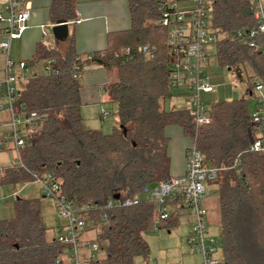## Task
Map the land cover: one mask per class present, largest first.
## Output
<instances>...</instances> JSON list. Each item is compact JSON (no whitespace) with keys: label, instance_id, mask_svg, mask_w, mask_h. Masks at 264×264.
Segmentation results:
<instances>
[{"label":"trees","instance_id":"16d2710c","mask_svg":"<svg viewBox=\"0 0 264 264\" xmlns=\"http://www.w3.org/2000/svg\"><path fill=\"white\" fill-rule=\"evenodd\" d=\"M162 0H125L129 29L110 33L106 48L84 60L76 56L72 38L39 44L27 66L52 60L57 74L27 78L20 101L37 118L27 126L21 167L1 172V184L28 183L33 176L52 175L61 194L93 206L91 227L106 244L98 264H134L148 255L143 236L150 233L154 205L105 209L112 201L135 199L169 176L165 130L176 127L217 169L210 182L217 190V230L223 264H264V157L249 151L250 124L245 99L209 107L210 123L196 128L187 109L165 110L171 55L166 30L155 27ZM211 28L220 35L213 60L233 70L248 66L264 87V53L252 48L246 32L256 27L246 0H207ZM53 21L74 20V0H53ZM237 32L240 38H231ZM147 47L148 54L138 51ZM88 64L101 67L116 80L103 87L115 105L117 126L110 133L82 127L80 78ZM101 119V114H100ZM236 161V165L233 167ZM177 218L160 229L170 230ZM38 201L17 200L11 220L0 221V264H54L62 247L46 240Z\"/></svg>","mask_w":264,"mask_h":264},{"label":"built area","instance_id":"2783aa9c","mask_svg":"<svg viewBox=\"0 0 264 264\" xmlns=\"http://www.w3.org/2000/svg\"><path fill=\"white\" fill-rule=\"evenodd\" d=\"M27 0H3L0 10V154L8 152L11 160L6 168L21 165V153L26 147L27 126L37 118L29 113L20 101L22 85L26 82L24 74L31 72L26 62H14L10 56V44L20 39L28 28L30 12ZM180 4V6L178 5ZM247 10L256 22V27L246 32L252 48L264 53V4L261 0H246ZM159 19L155 27L166 30L167 46L171 55L168 87L171 93H178L189 103L187 109L196 128L210 123L207 96L214 93L207 75L209 62L213 60V47L220 35L210 26L207 0H162L159 3ZM237 32L231 38H240ZM138 51L148 54L147 47ZM44 73L57 74L52 60L43 64ZM257 90L261 86H254ZM108 113L101 112V118ZM249 151L264 157V96L256 98L254 111L249 114ZM236 165V161L233 167ZM3 169H1L2 171ZM217 169L208 166L203 156L191 140L185 150L184 172L169 175L151 188L141 193L145 201L154 205L155 217L150 233L156 234L163 223L187 215L191 218L190 232L186 240L193 254L201 256L202 264H223L215 254L219 249L218 239L207 237L208 212L203 206L210 183ZM41 187L42 194L51 198L57 215L64 224L56 229L57 236L52 239L62 247L54 264H98L95 254L99 251L97 235L90 239L85 235L95 231L89 216L93 206L82 205L67 199L61 194L59 182L50 174L41 178L33 176ZM140 202L137 198L123 201H108L105 209L132 207Z\"/></svg>","mask_w":264,"mask_h":264},{"label":"rangeland","instance_id":"374dc122","mask_svg":"<svg viewBox=\"0 0 264 264\" xmlns=\"http://www.w3.org/2000/svg\"><path fill=\"white\" fill-rule=\"evenodd\" d=\"M261 2L264 4V0H261ZM178 5L180 6V4ZM51 28L52 26L50 22H48L43 32L50 41L52 40ZM11 51H15L14 46ZM16 53H19L18 49H16ZM14 60V62H19L17 58ZM43 64V61L38 62L31 69V72L24 74L23 77L27 78L30 75L42 74L44 72ZM206 70L207 75L210 77V84L214 89V93L207 96L209 104L245 99L248 113L251 114L254 111L256 98L264 96V87L260 90L254 87L257 80L251 78L253 73L248 66H238L228 71L226 67L220 66L214 60H211ZM108 75L110 82L116 80L115 73H109ZM101 95L104 96L105 94L102 92ZM163 106L165 110H183L189 108V103L184 98L172 97L167 98ZM98 108L99 110L102 109V111H98L95 114H92L90 109L81 112L82 127L86 130H99L104 134H108L113 127L117 126V120L113 115L116 107L112 103L105 102ZM101 112L108 113L107 117L100 119L99 114H101ZM3 130L4 129L0 127V134ZM1 154L0 156H2ZM8 154L9 164L11 154ZM3 168H5V165L0 161V177L1 172L4 170ZM1 169L3 170L1 171ZM205 188L207 195L202 203H204L208 212L207 237L218 239L216 211L217 190L211 183H206ZM136 198L140 201H145L146 196L140 193ZM30 199L38 201L42 222L46 229L45 237L47 241H51L57 236L56 229L64 224V220L57 215L53 200L42 194L41 187L35 180L28 183L16 184H1L0 182V221L11 220L13 218L14 204L17 200ZM189 221L191 222V219ZM189 221L186 217L179 216L177 218V225L169 230V233L161 229L156 234H145L143 236V241L148 247V255L146 258H134V264H202L201 256L191 253L187 247L186 240L190 232ZM97 234H99V230L90 232L85 236L90 239H95ZM98 244L99 251L95 256L98 260H102L105 257L106 244L102 241H99ZM215 256L217 259H221L220 248L217 249Z\"/></svg>","mask_w":264,"mask_h":264},{"label":"crops","instance_id":"0c3cea01","mask_svg":"<svg viewBox=\"0 0 264 264\" xmlns=\"http://www.w3.org/2000/svg\"><path fill=\"white\" fill-rule=\"evenodd\" d=\"M52 1L27 0L26 6L30 12L28 28L20 39L11 41L9 56L13 61L17 58L19 62H29L39 44L49 47L56 45L52 33L51 41L43 34L48 22L51 26L55 23L50 17ZM2 3L3 0H0V10ZM129 25L125 0H74V20L68 22V37L73 40L76 56L84 60L91 54L106 48L108 34L126 31L129 29ZM13 46L14 52L11 51ZM16 49L19 51L18 54ZM79 82L81 84V112L87 109H90L92 114L102 111L98 107L108 102L106 95L103 96L101 93L103 87L110 82L109 75L101 67L88 64L84 67ZM172 97L184 98L178 93H171L169 98ZM0 118L2 117L0 116ZM165 135L168 138L169 175H181L184 172L185 150L189 146V141L176 127H168L165 130ZM1 155L0 161L5 165L3 169H6L9 154L3 152ZM203 206L205 207L204 203ZM183 217H186L188 221L191 219L187 215H183ZM166 231L169 233V230Z\"/></svg>","mask_w":264,"mask_h":264},{"label":"water","instance_id":"95a60500","mask_svg":"<svg viewBox=\"0 0 264 264\" xmlns=\"http://www.w3.org/2000/svg\"><path fill=\"white\" fill-rule=\"evenodd\" d=\"M51 33L55 41L64 42L68 38V22L65 20L55 21L51 28Z\"/></svg>","mask_w":264,"mask_h":264}]
</instances>
